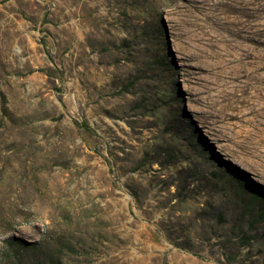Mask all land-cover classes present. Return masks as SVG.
Segmentation results:
<instances>
[{
    "label": "rangeland",
    "instance_id": "obj_1",
    "mask_svg": "<svg viewBox=\"0 0 264 264\" xmlns=\"http://www.w3.org/2000/svg\"><path fill=\"white\" fill-rule=\"evenodd\" d=\"M250 1L0 0V264H264Z\"/></svg>",
    "mask_w": 264,
    "mask_h": 264
},
{
    "label": "bare ground",
    "instance_id": "obj_2",
    "mask_svg": "<svg viewBox=\"0 0 264 264\" xmlns=\"http://www.w3.org/2000/svg\"><path fill=\"white\" fill-rule=\"evenodd\" d=\"M252 7L239 4V13L245 18V20L239 19V30L237 34L247 33L253 29L255 33H264V0H252L250 1ZM243 42L252 39V36L243 35ZM239 64L246 66L248 69H253L257 72H261L258 76L260 79L264 76V54H255L239 43ZM256 81V78H254Z\"/></svg>",
    "mask_w": 264,
    "mask_h": 264
}]
</instances>
